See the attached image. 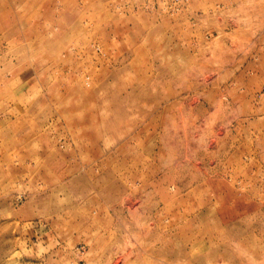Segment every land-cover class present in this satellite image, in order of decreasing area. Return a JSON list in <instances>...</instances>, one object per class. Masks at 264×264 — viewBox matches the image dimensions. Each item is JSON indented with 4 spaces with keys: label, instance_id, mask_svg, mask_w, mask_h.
<instances>
[{
    "label": "rangeland",
    "instance_id": "obj_1",
    "mask_svg": "<svg viewBox=\"0 0 264 264\" xmlns=\"http://www.w3.org/2000/svg\"><path fill=\"white\" fill-rule=\"evenodd\" d=\"M0 264H264V0H0Z\"/></svg>",
    "mask_w": 264,
    "mask_h": 264
},
{
    "label": "bare ground",
    "instance_id": "obj_2",
    "mask_svg": "<svg viewBox=\"0 0 264 264\" xmlns=\"http://www.w3.org/2000/svg\"><path fill=\"white\" fill-rule=\"evenodd\" d=\"M196 252V251H195ZM194 261V260H193Z\"/></svg>",
    "mask_w": 264,
    "mask_h": 264
}]
</instances>
